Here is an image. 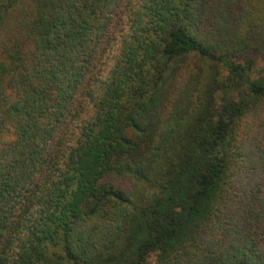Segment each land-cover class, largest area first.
Segmentation results:
<instances>
[{"label": "trees", "instance_id": "16d2710c", "mask_svg": "<svg viewBox=\"0 0 264 264\" xmlns=\"http://www.w3.org/2000/svg\"><path fill=\"white\" fill-rule=\"evenodd\" d=\"M264 0H0V264H264Z\"/></svg>", "mask_w": 264, "mask_h": 264}, {"label": "rangeland", "instance_id": "374dc122", "mask_svg": "<svg viewBox=\"0 0 264 264\" xmlns=\"http://www.w3.org/2000/svg\"><path fill=\"white\" fill-rule=\"evenodd\" d=\"M250 58H253L257 62V71L264 69V59L260 56H252Z\"/></svg>", "mask_w": 264, "mask_h": 264}]
</instances>
